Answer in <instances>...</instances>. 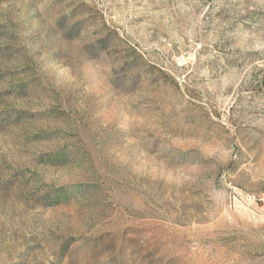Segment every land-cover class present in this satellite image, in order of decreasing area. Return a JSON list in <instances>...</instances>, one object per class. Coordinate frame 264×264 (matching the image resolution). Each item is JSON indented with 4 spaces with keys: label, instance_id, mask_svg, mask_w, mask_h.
<instances>
[{
    "label": "rangeland",
    "instance_id": "374dc122",
    "mask_svg": "<svg viewBox=\"0 0 264 264\" xmlns=\"http://www.w3.org/2000/svg\"><path fill=\"white\" fill-rule=\"evenodd\" d=\"M0 264H264V0H0Z\"/></svg>",
    "mask_w": 264,
    "mask_h": 264
},
{
    "label": "trees",
    "instance_id": "16d2710c",
    "mask_svg": "<svg viewBox=\"0 0 264 264\" xmlns=\"http://www.w3.org/2000/svg\"><path fill=\"white\" fill-rule=\"evenodd\" d=\"M67 191L62 187L54 190V201H59L63 197H67Z\"/></svg>",
    "mask_w": 264,
    "mask_h": 264
}]
</instances>
